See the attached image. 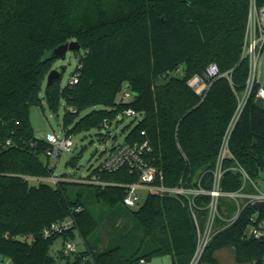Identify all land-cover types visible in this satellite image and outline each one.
Instances as JSON below:
<instances>
[{"label":"trees","instance_id":"obj_1","mask_svg":"<svg viewBox=\"0 0 264 264\" xmlns=\"http://www.w3.org/2000/svg\"><path fill=\"white\" fill-rule=\"evenodd\" d=\"M256 4L262 7L264 0ZM248 6V0H0L1 257L13 264H144L169 255L171 264H189L196 230L180 198L149 195L130 212L143 236L133 254L119 246L98 252L96 244L88 242L97 221L78 197L69 198V182L52 185L44 180L53 174L45 156L50 147L35 137L30 111L45 100L57 114L63 101V131L74 136L110 127L125 111L134 110L142 119L129 129L124 143H148L151 152L145 161L162 173L165 186L182 180L188 187L199 182L209 190L224 132L245 88L247 62L241 50ZM70 41L80 46L73 51L78 83L62 88L60 75L42 95L59 61L51 52ZM210 63L221 72L231 71V83L226 78L213 81L201 99L187 82L201 76ZM179 70L182 78L173 76ZM123 86L130 94L126 101L124 96L119 99ZM259 89L256 84L230 135L231 157L222 165L223 193L238 191L243 184L233 168L241 167L255 184L264 172ZM80 154L67 166L76 168ZM93 175L110 184L86 185L109 209L122 205L121 186L137 181L126 168L113 174L95 171L88 177ZM223 200L219 211L229 216L234 206ZM208 201L209 196L195 198L198 207ZM253 215L264 222V205L260 211L246 206L231 226L218 231L198 264H217L213 255L224 248L233 250L238 264H264V237H246ZM70 216L78 234L43 237L46 227ZM79 238L84 245L70 255L72 261L51 250L57 240L63 245ZM146 243L150 245L144 251Z\"/></svg>","mask_w":264,"mask_h":264},{"label":"built area","instance_id":"obj_2","mask_svg":"<svg viewBox=\"0 0 264 264\" xmlns=\"http://www.w3.org/2000/svg\"><path fill=\"white\" fill-rule=\"evenodd\" d=\"M248 2L249 6L241 50V58L247 62L245 88L244 91L237 96V109L224 132L216 157L215 167L212 171L210 189H203L200 187L199 182L197 187H188L183 184L182 180H180L177 186H165L162 182V173L145 161V156L151 152V148L147 142L134 145L124 143L118 147L112 148L107 157L95 169L90 171V173L96 171L99 173L113 174L126 168L130 175L136 176V182L121 186L125 189V196L122 200V205L127 208H136L140 206L141 192H145L146 197L149 195H155L160 197L180 198L182 203L187 207L196 230V247L189 264H198L200 262L203 253L211 242L213 236L218 231L231 226L239 218L242 210L246 206H255L258 203L264 205V193L259 191L258 185L253 183L245 171L239 166L233 168V170L239 172L242 176L243 184L241 188L238 191L229 193H223L219 189L221 177L224 172L222 169L223 162L227 157H231L228 145L230 135L246 99L252 93L254 86L259 84V69L261 62L264 59V5L258 7L256 0H248ZM219 78H226L229 83H231V71L221 72L216 63H210L204 68L201 76L192 77L188 80L187 84L195 94L203 99L209 90L211 83ZM77 83L78 75L75 74L70 79L69 84L75 85ZM129 97V93L124 94L125 99H128ZM256 98L264 99V89L261 86L256 94ZM123 116H140L142 118V114L136 113L131 109L125 111ZM104 128L109 129L110 127L105 124ZM142 135L144 136L145 133L142 132ZM44 141L50 147L45 153L46 159L49 161L58 160L63 153L71 152L74 146L73 136L67 135L65 131H63L61 137L54 134H47ZM183 158L185 159L184 155ZM44 180L52 185H58L65 179L61 176L57 177L52 174ZM78 182L79 184L102 188L110 185L100 182L94 175L79 179ZM247 184H250L254 192H245L244 188ZM201 195L209 196V201L203 207H198L195 204V198ZM220 198H225L233 204L234 211L231 215L225 216L220 213ZM200 211L205 212V215L202 218L199 216ZM215 222L221 226L215 228ZM68 232H75L78 234L75 219L72 216L50 224L43 230L42 235L44 238H50ZM246 237L252 239H261L264 237V222L257 221L256 215H253L251 218V224L246 232ZM79 241L80 245L83 246V240L79 238ZM77 252L76 241L71 240L65 241L60 249V255L64 258ZM85 260L86 259L84 258L83 261Z\"/></svg>","mask_w":264,"mask_h":264},{"label":"rangeland","instance_id":"obj_3","mask_svg":"<svg viewBox=\"0 0 264 264\" xmlns=\"http://www.w3.org/2000/svg\"><path fill=\"white\" fill-rule=\"evenodd\" d=\"M77 66V59L73 52L66 54L65 60L57 61L54 64V68H57L61 75V87L64 88L72 78V75ZM64 68V70H61ZM178 78L183 77L182 70L173 74ZM259 84L264 89V59L261 62L259 69ZM46 82L42 88V95ZM129 93L126 86H123L119 99L124 94ZM127 99H125L126 101ZM259 102L264 103L263 98H259ZM65 104L61 101L57 114H53L48 109L45 100L42 103V107H34L30 111V120L33 128L34 135L37 139L44 140L47 134H54L61 137L63 134V116L65 112ZM85 113L82 114V116ZM142 118L137 117H122L119 116L116 121L112 123L109 129H94L88 132L80 133L73 136V149L71 152L63 153L58 160H50L49 167L53 169L54 176H61L68 181L66 185L68 189L69 198L75 199L76 197L83 203V205L93 214L97 221V227L93 234L89 237V243H95L97 251L101 252L108 250L112 247L119 246L127 254H133L140 247L142 240V233L139 230L136 222L133 220L130 212L136 211V208H127L124 205H118L113 209H109L104 205L102 201H97L92 195V189L86 185L78 184L79 179L87 177L92 169H95L108 155L112 148L118 147L125 142V136L129 132L130 128H133ZM70 128V127H69ZM78 164L76 168L67 166L68 161L72 157H77ZM45 160V158H43ZM223 175L221 177V181ZM32 183H36L32 181ZM221 183V182H220ZM259 191L264 193V172L261 173V177L256 181ZM221 185L219 186V189ZM245 192L252 193L254 190L250 184L245 186ZM141 202L143 204L146 198L145 192H141ZM224 201V198H220ZM225 211V210H224ZM227 215V210L224 212ZM221 226L214 223V227ZM77 250L80 251L82 246L80 241L76 239ZM150 245L144 244L145 248ZM62 247V241L57 240L52 246V252L60 250ZM217 264H238L234 260L233 250L231 248H224L216 251L213 255ZM73 260V256L69 257V261ZM64 261H61L63 264ZM0 264H13L12 260L8 257L0 256ZM144 264H171V257L169 255L154 257L150 262ZM207 264V263H202ZM250 264V263H241Z\"/></svg>","mask_w":264,"mask_h":264},{"label":"water","instance_id":"obj_4","mask_svg":"<svg viewBox=\"0 0 264 264\" xmlns=\"http://www.w3.org/2000/svg\"><path fill=\"white\" fill-rule=\"evenodd\" d=\"M79 49H80V46L76 41H70V42L61 44L57 46L55 49H53V51L51 52V56L63 61L65 60L66 54L68 52H73ZM61 70H64V68H61ZM59 76H60L59 70L57 68L52 69L47 76L46 86H49L52 83V81L57 79ZM262 206H263L262 203H258L254 206V208L257 211H260L262 209Z\"/></svg>","mask_w":264,"mask_h":264}]
</instances>
